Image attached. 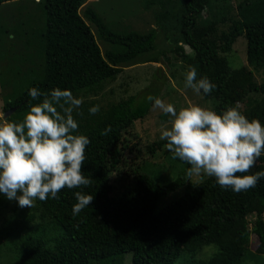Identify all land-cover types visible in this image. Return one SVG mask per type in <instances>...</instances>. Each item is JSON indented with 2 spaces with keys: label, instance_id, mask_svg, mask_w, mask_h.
<instances>
[{
  "label": "trees",
  "instance_id": "1",
  "mask_svg": "<svg viewBox=\"0 0 264 264\" xmlns=\"http://www.w3.org/2000/svg\"><path fill=\"white\" fill-rule=\"evenodd\" d=\"M13 1L23 0H0V5ZM31 1L42 9V28L35 36L40 59L34 78L21 76L23 85L11 87L2 110H11L9 122L20 123L30 108L43 100V96L32 100L30 89L38 88L43 93L56 88L71 91L82 101L72 114L78 123L75 134L90 140L82 170L93 184L65 188L58 200L35 201L33 210L36 218L45 223L43 226L30 225L35 213L6 225L1 237L16 256L15 264H123L124 254H130L129 264H173L180 254L193 253L209 244L216 246V253L190 264H239L247 252L250 235L256 238L254 253L264 256V179L255 188L237 193L222 189L214 177H206L188 185L183 195L156 208L162 197L189 179L186 172L190 165L179 160L181 168L171 181L160 184L135 171L123 189L113 194L109 176L124 161V135L135 121L147 115L154 101L144 95L137 102L135 96H130L101 104L95 98L123 67L158 62L157 57H145L154 50L156 30L112 31L91 8H85L80 15L84 0ZM205 1L158 0L155 26L174 44L173 52L187 70L194 67L197 79L207 77L216 85L210 94H200L202 99L215 102L211 110L222 114L238 105L249 121L258 119L264 125V83L252 81L246 67L230 70L219 55L242 37L246 65L252 70L264 69V0H238L237 23L225 32L218 45L207 38L213 26L195 28L196 16L205 9ZM10 30L6 28L1 33L8 36ZM96 39L105 45L103 51ZM25 70L22 68V72ZM19 74L17 71L15 76ZM149 92L156 97L155 87ZM97 105L99 112L90 114L89 109ZM109 127L111 132L101 135ZM166 143L160 140L152 147L160 148ZM258 171H264V156L252 169V173ZM76 191L93 195L94 199L90 207L73 217ZM250 215H254L252 221L248 220Z\"/></svg>",
  "mask_w": 264,
  "mask_h": 264
},
{
  "label": "rangeland",
  "instance_id": "2",
  "mask_svg": "<svg viewBox=\"0 0 264 264\" xmlns=\"http://www.w3.org/2000/svg\"><path fill=\"white\" fill-rule=\"evenodd\" d=\"M158 0H84L79 13L82 15L85 8H91L112 31H136L145 33L150 29L156 30L154 50L145 57H157L158 62H138L123 67L112 82H107L103 90L95 98L101 104L125 100L130 96L136 97V102L142 96L147 98L153 93L150 89L156 88V98L166 104H172L177 112L189 105H197L212 109L215 102L202 99L191 89H184L187 66L174 53V44L166 40L156 28L154 14L158 12ZM176 3V0H173ZM238 0H206L205 9L196 16L195 28L202 29L213 26L207 38L215 45L220 44L223 35L237 23L235 6ZM42 9L31 0L13 1L0 5V113L3 101L11 92V87L23 85L24 75L34 78L35 66L40 59L39 45L36 35L42 28ZM89 24V23H88ZM95 34V29L91 26ZM11 28V35L6 36L1 30ZM16 28V29H15ZM13 30H16L13 32ZM19 31V34L16 32ZM7 37V38H6ZM96 42L101 51L105 45L98 39ZM189 53L187 47H183ZM245 42L238 37L230 44L227 51L219 53L224 58L230 70L246 67L251 71L252 81L257 85L264 83V69L252 70L245 62ZM25 68V73L22 72ZM32 68H34L32 70ZM30 70H32L30 72ZM19 76H15L16 72ZM23 74V75H22ZM22 76V77H21ZM154 86V87H153ZM13 88V89H14ZM143 98V99H145ZM257 98V95H251ZM91 99V98H89ZM170 115H165L158 108L150 107L147 115L133 123L124 135L126 148L122 152L124 161L117 170L109 176L113 187V194H118L133 178L135 171H141L157 183H165L175 178L181 168L180 161L173 159L165 145L160 148L152 147V143L160 141L162 127L170 128ZM153 148L151 150V148ZM207 176L189 177L188 181L176 190L162 197L156 204L160 208L166 203L183 195L188 185L196 184ZM33 207L20 208L15 200H8L0 193V264H15L16 256L7 247L8 241L1 237V231L10 221L19 220L26 215L34 214ZM30 224L33 227L45 225L36 218ZM254 215L248 217L249 221ZM264 221V216L262 217ZM248 227H250L248 225ZM50 233V232H49ZM46 235V234H45ZM43 235V236H45ZM256 238L249 236L248 249L239 264H264V256L254 253ZM217 251L216 246L209 244L200 247L193 253H182L173 264H190L198 260H207ZM130 254H124L123 264H129Z\"/></svg>",
  "mask_w": 264,
  "mask_h": 264
},
{
  "label": "clouds",
  "instance_id": "3",
  "mask_svg": "<svg viewBox=\"0 0 264 264\" xmlns=\"http://www.w3.org/2000/svg\"><path fill=\"white\" fill-rule=\"evenodd\" d=\"M215 88L207 77L197 79L194 67L188 69L184 89L207 95ZM28 95L32 100L43 96V100L30 108L22 122H9L0 113V193L17 201L20 208L31 209L37 200H58L65 188H87L93 180L82 170L90 140L75 134L78 123L72 114L82 101L59 88L48 93L32 88ZM146 99L173 118L170 128H161L159 138L167 141L165 147L174 160L190 165L188 177H214L222 189L237 193L255 188L264 179V171L252 173L264 156V125L258 119L249 121L238 105L222 114L197 105L177 112L160 98L149 95ZM99 110L93 106L89 113ZM109 132L110 127L101 135ZM74 196L72 215L76 217L90 207L94 196L81 191Z\"/></svg>",
  "mask_w": 264,
  "mask_h": 264
},
{
  "label": "water",
  "instance_id": "4",
  "mask_svg": "<svg viewBox=\"0 0 264 264\" xmlns=\"http://www.w3.org/2000/svg\"><path fill=\"white\" fill-rule=\"evenodd\" d=\"M35 1H37V0H35ZM10 112H11V110H8V111L4 112L3 114L7 117L10 114Z\"/></svg>",
  "mask_w": 264,
  "mask_h": 264
}]
</instances>
